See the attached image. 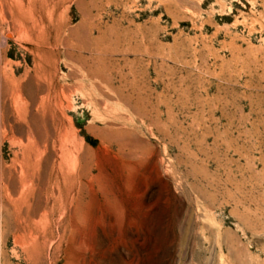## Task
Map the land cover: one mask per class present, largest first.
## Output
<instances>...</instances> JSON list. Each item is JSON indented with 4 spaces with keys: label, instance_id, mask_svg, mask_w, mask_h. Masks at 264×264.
Here are the masks:
<instances>
[{
    "label": "rangeland",
    "instance_id": "374dc122",
    "mask_svg": "<svg viewBox=\"0 0 264 264\" xmlns=\"http://www.w3.org/2000/svg\"><path fill=\"white\" fill-rule=\"evenodd\" d=\"M0 264H264V0H0Z\"/></svg>",
    "mask_w": 264,
    "mask_h": 264
}]
</instances>
